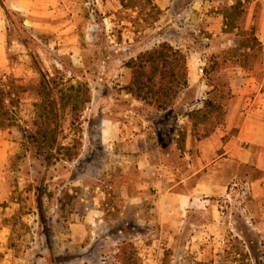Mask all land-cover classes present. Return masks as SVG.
<instances>
[{"label":"rangeland","instance_id":"374dc122","mask_svg":"<svg viewBox=\"0 0 264 264\" xmlns=\"http://www.w3.org/2000/svg\"><path fill=\"white\" fill-rule=\"evenodd\" d=\"M233 1L174 0L155 20L146 17L148 9L132 19L137 11L100 13L90 3L88 17L75 23L78 34L67 40L0 8L7 28V68L0 79H21L26 88L13 109L17 125L0 129H9L10 149L15 148L0 166V264H115L121 240L132 242L141 264H149L145 255L154 264H169L174 252L163 246L151 220L153 200L156 191L177 189L176 169L184 164L175 145L178 129L186 132V141L188 135L192 144L199 141L185 113L206 96L204 59L232 44L215 8ZM243 8L242 27L253 28L264 57V0H244ZM162 41L186 54L188 68V87L166 112L124 91L130 77L125 62ZM253 69L264 90V65ZM40 72L57 88L77 82L89 88L80 154L73 161L46 164L21 146L18 126L30 127L36 100L27 84ZM245 74L238 66L224 70L229 79ZM234 102L235 97L225 121ZM72 138L66 120L58 141ZM165 179L170 181L163 184Z\"/></svg>","mask_w":264,"mask_h":264},{"label":"crops","instance_id":"0c3cea01","mask_svg":"<svg viewBox=\"0 0 264 264\" xmlns=\"http://www.w3.org/2000/svg\"><path fill=\"white\" fill-rule=\"evenodd\" d=\"M152 1L161 10L174 2ZM2 3L31 27L63 40L78 34L75 23L88 17L90 3L100 13L101 8H121L119 0ZM6 40L0 12V71L7 68ZM230 84L235 102L227 121L194 144L188 135L178 150L184 164L176 169L177 189L156 191L151 220L160 228L163 246L173 248L169 264H264V90L261 82L246 74L230 79ZM8 132L0 131V166L15 151L10 149ZM143 258L154 264L149 255Z\"/></svg>","mask_w":264,"mask_h":264},{"label":"trees","instance_id":"16d2710c","mask_svg":"<svg viewBox=\"0 0 264 264\" xmlns=\"http://www.w3.org/2000/svg\"><path fill=\"white\" fill-rule=\"evenodd\" d=\"M119 3L123 11H137L132 19H137L147 9L146 17L149 16L152 20L163 12L152 0H119ZM0 6L8 13L2 0ZM243 6L244 0H234L215 8V13L222 18L221 32L232 37V44L204 59L202 78L208 88L206 96L185 113L196 140L208 137L225 121L228 103L234 95L230 79L224 75V70L238 66L247 76L256 77L253 67L257 64L264 65L262 44L253 28L245 30L242 27ZM125 67L130 71L129 81L124 87L125 93L160 112L169 110L178 95L188 87L186 54L167 41L159 42L130 57L125 62ZM22 83L23 80L13 77H7L4 81L0 79V129L17 125L13 109L19 103L20 92L26 91ZM27 85L36 94V100L33 102L30 127L18 126L21 146H25L46 164L73 161L80 154V122L82 112L91 100L89 88L81 82L57 88L59 84L52 78L47 79L41 72L36 80L28 81ZM66 120L69 130L74 132V138L67 144H62L59 143L58 136L62 132V123ZM185 142L186 132L179 128L176 149L182 151ZM114 258L115 264L142 262L132 242L126 240L119 242Z\"/></svg>","mask_w":264,"mask_h":264}]
</instances>
